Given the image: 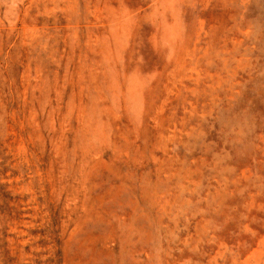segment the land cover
<instances>
[{
    "label": "rangeland",
    "instance_id": "obj_1",
    "mask_svg": "<svg viewBox=\"0 0 264 264\" xmlns=\"http://www.w3.org/2000/svg\"><path fill=\"white\" fill-rule=\"evenodd\" d=\"M0 264H264V0H0Z\"/></svg>",
    "mask_w": 264,
    "mask_h": 264
},
{
    "label": "bare ground",
    "instance_id": "obj_2",
    "mask_svg": "<svg viewBox=\"0 0 264 264\" xmlns=\"http://www.w3.org/2000/svg\"><path fill=\"white\" fill-rule=\"evenodd\" d=\"M174 50V49H173Z\"/></svg>",
    "mask_w": 264,
    "mask_h": 264
}]
</instances>
